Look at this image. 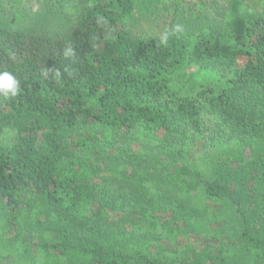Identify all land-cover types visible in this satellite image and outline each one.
Segmentation results:
<instances>
[{
    "label": "trees",
    "instance_id": "trees-1",
    "mask_svg": "<svg viewBox=\"0 0 264 264\" xmlns=\"http://www.w3.org/2000/svg\"><path fill=\"white\" fill-rule=\"evenodd\" d=\"M73 2L0 0V264H264V0Z\"/></svg>",
    "mask_w": 264,
    "mask_h": 264
},
{
    "label": "rangeland",
    "instance_id": "rangeland-1",
    "mask_svg": "<svg viewBox=\"0 0 264 264\" xmlns=\"http://www.w3.org/2000/svg\"><path fill=\"white\" fill-rule=\"evenodd\" d=\"M61 2H66V11L71 12L69 9L74 2V0H59ZM23 2L28 6L32 8H38L43 0H23ZM162 14H165V10L161 12ZM144 26H148L144 25ZM187 73L191 75L190 79L189 76L186 75L185 79L191 83L192 86L188 84L186 80L181 81V88L182 91L185 94H193L195 92V87L198 86L197 83H209V84H216L221 78L222 75L220 71L215 67L214 64H210L207 66H199L198 64L192 63L189 65V67L186 69ZM183 78H181L182 80ZM193 87V88H192ZM206 120H207V127H214L215 121L214 116L210 113H205ZM212 134L211 130L207 131L204 134H201L200 137H198L196 140H194L193 143H189L188 147L191 149L187 155L191 159H202L205 157V153L209 152L207 142L210 141L209 137ZM162 135V131L157 130V134L153 138V144L154 141L158 140V138ZM17 139V130L15 128H8L5 129V131L0 135V146L3 147H11L16 143ZM42 139L41 134L38 137V142L40 143ZM168 216V215H166ZM168 218V221L172 222V218ZM217 227L216 224H212L211 228ZM211 229V230H212ZM208 237L210 236V233H208ZM165 239L157 242L154 244L155 247H157L160 244H164L167 247H171V249H178L180 251L181 249L185 248V246L191 245V246H202L204 244L203 240L201 238L197 237V235L191 233L187 237H184L182 235L176 236L174 232L169 230L165 235H163ZM158 244V245H157ZM158 248V247H157ZM162 250V249H159ZM162 254H165L162 252Z\"/></svg>",
    "mask_w": 264,
    "mask_h": 264
},
{
    "label": "clouds",
    "instance_id": "clouds-1",
    "mask_svg": "<svg viewBox=\"0 0 264 264\" xmlns=\"http://www.w3.org/2000/svg\"><path fill=\"white\" fill-rule=\"evenodd\" d=\"M177 30H179V26H177ZM168 41V33L162 37V43H167ZM71 49L69 48L65 55H70ZM19 90V81L13 75V73L9 71L0 72V92L3 93L5 97H15Z\"/></svg>",
    "mask_w": 264,
    "mask_h": 264
}]
</instances>
